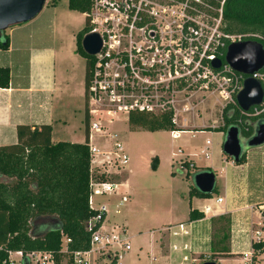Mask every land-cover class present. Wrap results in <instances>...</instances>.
Returning <instances> with one entry per match:
<instances>
[{
	"label": "rangeland",
	"instance_id": "374dc122",
	"mask_svg": "<svg viewBox=\"0 0 264 264\" xmlns=\"http://www.w3.org/2000/svg\"><path fill=\"white\" fill-rule=\"evenodd\" d=\"M148 1L155 10H165L163 15L173 26L185 23L186 17L189 22L195 20L204 27L215 22L213 16L216 9L211 2L216 0ZM54 2L55 5L51 6ZM44 6L32 24H43L54 18L55 47L72 56L74 54L75 82L80 84L76 105L66 107L61 119L53 124L51 142L82 143L85 141L83 90L86 62L74 49L75 35L84 26V16L69 10L67 0H45ZM196 22L194 23L197 24ZM224 27L222 20L220 28ZM235 33L252 32L247 30ZM194 92L183 90L185 98L190 97L194 107L188 112L179 113L178 124L185 130L179 131L178 138H172L171 131L167 128L148 131L131 127L128 125L127 115L121 112L113 116H103L100 120L104 125L102 132L92 131L90 144L99 149L104 146L109 148L112 144L110 138L103 135L104 131L118 134L128 156L124 168L113 172L116 181L122 182L126 179L118 185L117 194L95 196L100 203L106 202L108 220L111 223L123 224L125 236L128 237L130 249L119 251L120 258L115 264H159L162 258L155 242L158 231L185 222L189 207L200 208L206 202L212 203L213 199L220 195L223 202L219 207H214L213 215L204 216L202 221L195 223L197 231H191L194 257L200 258L193 264H202L206 261L203 260L204 257L206 259L208 255L213 254L205 248L208 242L227 248L230 252L231 255L221 259L219 264H242L243 254L250 250L254 232L260 230L264 236V145L246 148L243 153L245 162L234 164L232 159L222 152L226 130H217L223 128L222 110L226 103L217 94ZM109 119L111 121H108ZM206 140L209 142L206 143ZM204 152H207L208 156ZM155 156L158 157L159 163L153 171L149 165ZM183 162L194 165L190 168L193 169L192 172H214L215 185L210 198L189 199L188 190L194 183L192 177L186 178L184 171L180 172ZM124 189L128 198L123 207L117 210L121 212L118 216L114 214L115 205L123 193L121 190ZM96 205L98 204L94 202V206ZM164 234L166 231L162 230L160 235ZM181 240L180 237L169 235V264H178L180 261L171 247ZM63 246L65 247V243ZM161 253L164 260L168 261L166 247H163ZM94 258L93 254L87 256V264H113L104 256L96 261ZM11 259L20 264L18 255L12 254ZM59 264H67V258H63Z\"/></svg>",
	"mask_w": 264,
	"mask_h": 264
},
{
	"label": "built area",
	"instance_id": "2783aa9c",
	"mask_svg": "<svg viewBox=\"0 0 264 264\" xmlns=\"http://www.w3.org/2000/svg\"><path fill=\"white\" fill-rule=\"evenodd\" d=\"M223 2L220 1L218 8L214 7L215 22L204 27L195 20L189 22L186 16L185 23L173 26L163 15L165 10H155L148 0H91V8L84 14L90 25L88 33H98L102 40L99 52L92 56L86 90L90 157L88 204L96 215L86 222L88 229H94L90 235V247L86 251L73 253L74 264H87L90 254L95 256V261L101 256L110 262L113 258L117 261L119 251L130 249L125 228L116 223L106 225V202L100 203L97 199L99 196L117 194L118 185L122 182L114 179L113 172L124 168L128 161L124 144L116 133L103 132L112 141L109 148L104 146L99 149L90 144L92 131L102 132L104 128L100 122L103 116H113L118 112L127 116L130 112L160 116L169 114L176 128L171 130V136L178 138L179 131L185 130L178 124L179 113L188 112L194 107L190 97L185 98L183 90H194V94H217L226 105L234 103L245 75L234 72L224 61L226 48L234 42L258 41L261 35L221 29ZM216 59L221 60L219 68L212 67L211 62ZM251 77L258 79L264 88V68ZM261 113L264 114V98L261 104L252 107L250 114L256 116ZM204 153L208 156L207 152ZM180 170L183 173L186 168L181 164ZM127 195L126 191L121 193L115 212L123 207ZM213 201L220 204L223 198L216 197ZM94 202L98 205L94 206ZM212 204L206 202L198 211L204 216L213 215ZM162 230L173 237L189 238L191 235L184 222ZM263 240V233L255 231L250 250L243 254L242 264H264V247H252L253 243ZM60 252L66 253V246ZM12 254L20 257L21 264L20 251L8 252V264H16L11 259ZM26 256L30 264H56L53 256L47 252L32 251ZM203 260L209 261L208 258Z\"/></svg>",
	"mask_w": 264,
	"mask_h": 264
},
{
	"label": "trees",
	"instance_id": "16d2710c",
	"mask_svg": "<svg viewBox=\"0 0 264 264\" xmlns=\"http://www.w3.org/2000/svg\"><path fill=\"white\" fill-rule=\"evenodd\" d=\"M221 0L211 2L218 8ZM54 2L51 6H54ZM47 8L48 5H45ZM43 6V7H45ZM69 10L81 14L88 13L91 0H67ZM222 19L226 32L251 31L259 33L258 39L264 47V0H224ZM90 31L88 18L84 17V26L75 35V52L86 62L84 74V125L85 141L51 142V127L41 126L31 129L28 126L17 128V143L0 147V264H8V252L20 251L21 264H30L26 256L32 251L50 253L59 264L67 258V264H74L73 253L86 251L90 247V235L94 229H88L86 222L96 215V211L88 204V124L86 90L88 87L92 56L85 54L81 47L82 37ZM8 47V38L2 34L0 48ZM8 70H0V87L8 86ZM252 108L242 112L237 103L227 104L222 110L224 131L230 125L238 127L243 139L250 138L256 128L264 125V114L251 115ZM128 125L140 127L148 131L167 128L175 130L169 114L150 115L143 112H130ZM210 130V129H207ZM245 162L242 155L240 165ZM158 157L151 159L150 169L158 167ZM186 178L194 173L189 163L183 162ZM188 197L210 198L211 194L201 193L195 186H190ZM204 219L203 213L191 209L188 222ZM68 239L67 243H65ZM66 246V253L60 252ZM210 261L219 262L216 252H223L224 257L231 254L227 248L211 245L208 242ZM253 249L264 247V240L252 244ZM116 258L111 260L115 263Z\"/></svg>",
	"mask_w": 264,
	"mask_h": 264
},
{
	"label": "crops",
	"instance_id": "0c3cea01",
	"mask_svg": "<svg viewBox=\"0 0 264 264\" xmlns=\"http://www.w3.org/2000/svg\"><path fill=\"white\" fill-rule=\"evenodd\" d=\"M83 16L85 17L84 14ZM34 19L11 26L4 31L8 38V47L0 48V70H8L9 79L7 87H0V147L17 143L19 126H28L32 130L41 126H50L53 130V124L61 119L66 107L77 103L80 84L75 82L74 54L72 56L55 47L54 18L37 25L32 24ZM125 181L126 179H123L122 182ZM121 191L124 193L126 189ZM212 203L214 207L220 206L214 201ZM191 209L189 207L188 214ZM195 209L199 210V208ZM114 214L119 216L121 212H114ZM198 222L186 220L184 223L192 233H195ZM105 223L111 224L108 215ZM191 223L193 225L190 226ZM121 226L124 227L123 224ZM161 231H158L159 235L155 239L157 251L162 258L159 264H169L171 262L168 247L169 235H172L168 231L160 235ZM191 237L192 235L189 238L180 237L181 242L171 247L180 260L178 264H193L200 259L198 256L194 257ZM163 247L164 249L166 247L168 261L164 260L161 253ZM205 248L209 251L208 246ZM221 254L223 252H216L218 262L228 258ZM206 258L209 260L210 256Z\"/></svg>",
	"mask_w": 264,
	"mask_h": 264
},
{
	"label": "water",
	"instance_id": "95a60500",
	"mask_svg": "<svg viewBox=\"0 0 264 264\" xmlns=\"http://www.w3.org/2000/svg\"><path fill=\"white\" fill-rule=\"evenodd\" d=\"M45 0H0V40L9 27L33 20L43 9ZM102 40L98 33H86L81 39L85 54L93 56L99 52ZM224 61L237 73L245 75L241 90L236 94L238 107L247 112L253 106L261 104L264 88L258 79L251 77L264 68V47L255 40H245L228 44ZM213 68H219L221 60L211 62ZM264 145V125H259L254 134L241 140L237 126L230 125L225 131L222 152L234 163L239 162L244 149ZM194 186L204 194H212L215 185V174L212 171L196 172L192 176ZM202 264H217L206 261Z\"/></svg>",
	"mask_w": 264,
	"mask_h": 264
},
{
	"label": "flooded vegetation",
	"instance_id": "af4514ba",
	"mask_svg": "<svg viewBox=\"0 0 264 264\" xmlns=\"http://www.w3.org/2000/svg\"><path fill=\"white\" fill-rule=\"evenodd\" d=\"M240 138H243V137L240 135ZM244 153H245V149H244Z\"/></svg>",
	"mask_w": 264,
	"mask_h": 264
}]
</instances>
